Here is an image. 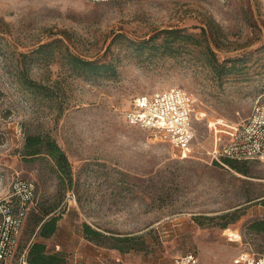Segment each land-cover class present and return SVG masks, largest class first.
I'll list each match as a JSON object with an SVG mask.
<instances>
[{
    "label": "rangeland",
    "instance_id": "1",
    "mask_svg": "<svg viewBox=\"0 0 264 264\" xmlns=\"http://www.w3.org/2000/svg\"><path fill=\"white\" fill-rule=\"evenodd\" d=\"M163 29L194 42L168 48L164 33L144 42ZM69 53L111 61L116 73L79 71ZM176 85L195 99L187 156L124 119L134 96ZM256 101H264V0H0V194L24 179L35 184L33 205L58 203L56 233L42 241L65 264H166L187 252L196 264H232L239 252L264 253V233L249 229L264 218V161L234 168L207 152L209 122L240 123ZM27 133L57 141L71 182L47 157L22 158ZM83 222L135 239L97 244Z\"/></svg>",
    "mask_w": 264,
    "mask_h": 264
},
{
    "label": "built area",
    "instance_id": "2",
    "mask_svg": "<svg viewBox=\"0 0 264 264\" xmlns=\"http://www.w3.org/2000/svg\"><path fill=\"white\" fill-rule=\"evenodd\" d=\"M104 2L110 0H90ZM227 3L228 0H219ZM195 99L184 87L170 86L134 96L124 111L125 121L133 126L158 131L187 156L192 151ZM213 146L207 151L212 160L224 165L225 159L264 161V101H256L242 122L215 119ZM36 187L32 181L16 179L10 189L0 194V264H9L17 250L25 216L33 206ZM23 258V254L20 260ZM192 252L174 256L166 264H196ZM232 264H264V253L239 252Z\"/></svg>",
    "mask_w": 264,
    "mask_h": 264
},
{
    "label": "trees",
    "instance_id": "3",
    "mask_svg": "<svg viewBox=\"0 0 264 264\" xmlns=\"http://www.w3.org/2000/svg\"><path fill=\"white\" fill-rule=\"evenodd\" d=\"M164 33V44L168 48H172L173 45L178 44L179 41L184 43H193V33H186L182 29H163L160 30L153 37L148 38L144 42L148 43L153 41L156 37ZM154 43V42H152ZM48 44H41L37 49H43ZM68 61L71 66L79 71L87 72L92 75H114L116 73V66L111 61L97 62L96 60H90L83 58L74 53L68 54ZM25 84L29 88H37L39 84L25 77ZM20 155L26 161H33L36 159L49 158L53 165L52 170L57 173L58 178L64 182L68 180L71 182L72 173L71 166L64 150L59 146L57 141L48 133H27L24 138V142L20 149ZM226 164L231 167L238 168V162L236 160L225 159ZM62 211L58 209V203H51L45 205L44 203L33 205L27 212L21 235L18 240L16 254L14 256L19 258L23 254V258L19 264H65V258L60 252H48L43 239L50 238L56 233L57 222L61 218ZM234 216L232 220L236 219ZM82 232L88 241L100 244L105 238L122 240L124 243L134 240L135 237H123L114 238L108 237V235L101 233L99 230L92 228L88 223L83 222L81 224ZM224 227L226 225H223ZM249 229L255 233H264V218L251 221ZM25 233L27 237L24 239V244H21V236ZM32 237V238H31ZM118 248L116 244L111 245ZM13 258V259H14Z\"/></svg>",
    "mask_w": 264,
    "mask_h": 264
}]
</instances>
